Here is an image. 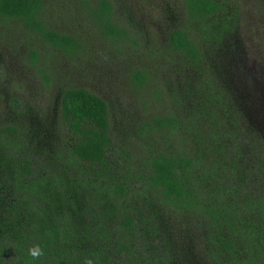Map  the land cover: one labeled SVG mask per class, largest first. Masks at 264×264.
Here are the masks:
<instances>
[{"label": "trees", "instance_id": "16d2710c", "mask_svg": "<svg viewBox=\"0 0 264 264\" xmlns=\"http://www.w3.org/2000/svg\"><path fill=\"white\" fill-rule=\"evenodd\" d=\"M263 34L264 0H0V264H264Z\"/></svg>", "mask_w": 264, "mask_h": 264}, {"label": "rangeland", "instance_id": "374dc122", "mask_svg": "<svg viewBox=\"0 0 264 264\" xmlns=\"http://www.w3.org/2000/svg\"><path fill=\"white\" fill-rule=\"evenodd\" d=\"M249 35V34H248ZM262 38H263V40H264V34L262 35ZM254 39V38H253ZM252 39V36H249L248 38H247V46H246V48H248V50H246V53H247V58L251 61V60H253L254 58H256L255 57V55H257L258 54V56L260 57V55H261V53L263 52V49H261V47H260V45L256 42H254V40ZM262 43V42H261ZM255 44V45H254ZM250 45V46H249ZM263 70H264V67H263ZM260 105H259V107H257L256 109H258L257 111H261V109L263 108V112H264V92L261 94V100H260ZM262 105V106H261ZM261 106V107H260ZM258 118H259V120L263 123L264 122V119L262 120V117H261V115H259L258 116ZM87 167H88V169H92L91 171L92 172H96V170L97 169H99V168H94V167H92V166H89V165H87V164H85Z\"/></svg>", "mask_w": 264, "mask_h": 264}]
</instances>
